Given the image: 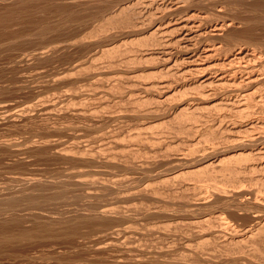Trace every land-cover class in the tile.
<instances>
[{"label": "rangeland", "instance_id": "obj_1", "mask_svg": "<svg viewBox=\"0 0 264 264\" xmlns=\"http://www.w3.org/2000/svg\"><path fill=\"white\" fill-rule=\"evenodd\" d=\"M135 1L140 2L136 4ZM135 1L0 0V45L3 43L0 46V198H4V195L5 197L19 195L20 189L23 191L24 186L18 178L27 177L33 180V182H36L31 184L35 186V188L33 187L34 194L38 196L35 195L36 197L34 196L31 201L39 202L40 199L44 200H41L39 204H37L38 207L28 199H22V203L20 200H18V202H5L0 200V204L2 203L4 206L3 207L2 204L0 206V264H196L197 261V264H264V207H261V205L258 206V204L263 203L264 198V164L260 165L264 163V156H262L264 152H255L258 149L264 151V139L257 140L258 142L254 141V143L257 142L258 144L253 143L247 145V143L251 142L250 138L253 137L250 133L263 135L261 132L259 133L257 131H260V128H262L259 125L262 124L264 126V123H262L264 121H262L263 119L261 120V118H264V110H262V114L260 115L261 112L259 113V111L261 109L258 107L259 105L252 106L251 108L249 106L248 109L239 111L240 113L241 111L246 113V110H248L246 114L242 113L241 117H239V112H237V115H233V113L236 114L233 107L229 108L227 105H224L226 104L225 102L228 101H221L222 104L217 105V100L219 101L221 98L226 99V97L229 98L231 94L232 103H234V101L235 103L239 101L242 98L240 95L244 90V84L241 83L238 87L236 86V88L232 87L233 89H227L229 87H220L218 89L216 88L214 91L209 90L210 87H196L195 84H188L182 87L183 90H181L180 84L183 83V80L186 81L191 79L189 76L187 77L189 79H184V74L183 72L181 73V71H184L182 70V65H175L170 71L168 67L166 68L165 65L162 64L163 62L160 61L161 59L158 53L154 54L156 49L157 51L162 50L163 45V43H161V46H158L160 43L156 42L157 39L154 34L152 35L153 32L149 35V32L154 29L146 33L147 35L145 33L138 34L136 31L138 28L144 30L147 29V27H152L155 23L154 21H159L157 20L159 16L166 15V13H175L176 10L170 11L169 5L173 0H155L156 2L153 0ZM159 1H162L164 6H162V10H160L161 7L155 10L157 8L155 4L160 3ZM178 1L181 4L183 3V7L181 5L182 9L176 11L177 14L175 15L173 13L172 15H167L168 18L165 16V18H167H164L166 20L165 23L170 19L169 17L173 16L171 17L173 19L176 17L178 18V16L179 18L181 16L183 17L185 13L190 10L188 8H194L193 10L197 11L198 9L197 12L205 16L202 21L206 24L201 25L202 21H200L202 30L206 29L209 31V33H206V31L203 30V32H201V38L198 39L201 41L197 40L196 42V39H194V46H191L193 49L190 50L195 49L194 51L199 53L200 50L211 45V43L212 45H218L220 39H216L217 33L214 32L220 30L213 29L212 25L216 22L218 24L222 23L223 27L220 32L223 31L222 35L224 33L225 37L223 35L221 39V41L223 40L221 45L224 51L222 52L221 50V58L227 57V55V58H234L235 53L241 50H251L250 52H254L253 54L255 55L258 52V55L261 54L263 57H258L257 55L256 58L258 57L260 59L251 60L253 62L251 63L256 65L259 61L257 63L259 67L256 65L250 69H259V72L261 73L262 71L264 74V3H262L264 0ZM178 1H176V3L179 4ZM186 1L190 3L187 4ZM196 1L200 2L198 3ZM151 2H154V4H151ZM165 2L167 4H165ZM184 2L187 5L184 4ZM202 2H204V4H202ZM187 9L188 11H186ZM197 21H199V18H197ZM117 25L119 27H117ZM212 30L214 31L213 33ZM206 34H208V36H206ZM226 36L228 40L225 39ZM246 36L248 38H246ZM166 38L170 39V36L166 35ZM173 41L174 40L171 42L173 43ZM232 41H236L235 44ZM154 43H156V45ZM164 44H167V46H163L165 49L169 48L168 50L173 56L181 52L179 46H177L175 42L172 45L170 44L171 46L168 45L169 42ZM204 44L206 47L203 46ZM223 46L224 49L227 47L225 49L226 51L223 49ZM241 47H243V49ZM228 48L230 50L232 49L231 52ZM238 48L241 49L238 50ZM146 50L150 53H145L147 52ZM190 50L188 51L191 52ZM36 51L40 52L38 53L40 57L35 56L37 54ZM216 58H218V55ZM196 59H199L198 61H202L204 64L210 62L209 59L204 60V58L200 59L198 57H196ZM247 60L246 58H244V60L242 58L241 62L240 59H238V62H236L237 66L239 65L240 67L244 63H248ZM261 60L263 63H260ZM166 69L171 73L169 71V73L166 72ZM238 76L240 77V75ZM165 81L167 82L166 85L162 83ZM262 84L258 85L262 87L258 88L257 86L254 88V92H257L256 94L264 91V85ZM237 88H239V92ZM233 90H237V92ZM230 91H232V93ZM212 92L213 95H217L213 96ZM226 92H228L227 96L225 95ZM208 95H212L211 98ZM236 97H238L239 100L235 99ZM163 98L165 99L164 101ZM208 98L211 99V102ZM175 106H179L176 108L178 110L175 109ZM252 111H255V113H253L255 115L253 116ZM257 113L258 115H256ZM227 114L228 116H226ZM249 115L251 116L250 118ZM226 117H229V119ZM252 125L255 126L252 127ZM233 126H235L234 129H232ZM251 127L253 129L257 127L258 130H256L257 128L253 130ZM261 131L264 133V128H262ZM218 135L221 136L219 137ZM230 135L232 136L230 137ZM222 136L223 138L220 139ZM224 136L226 138L230 137V142ZM239 136L241 138L243 137V139L240 140H245L244 143L246 145L242 143V141L241 143L240 141L238 142L237 139L240 138ZM213 138L214 140H212ZM215 139H219V141L216 142ZM225 139L227 140L226 142L229 144L231 143L233 150L231 149V145L228 146V143H221L224 142ZM231 139H234V141H237L239 144L231 142L233 141ZM215 142L217 144L220 142L221 144H215L216 151L214 152L215 149L209 144ZM232 143L236 144V148ZM221 145L224 146L220 148L221 150H223V148L226 149L228 146L225 156L229 154L228 158L230 159H228L227 162V159L225 160V157L222 155L219 158H223L225 160L223 162L225 163L221 161L220 164L218 162V165L216 163L219 158L217 159L215 155L217 151H221L218 149ZM251 145L252 147H250ZM64 146L67 148L64 149ZM204 146L206 149L210 147V150L204 151ZM244 146L247 147L245 148ZM55 147L57 148L55 149ZM29 148L30 150H28ZM235 149L237 151H246L245 153L252 152V154H248L247 156L243 155L241 159L240 157L234 159L235 157L231 158V154H233V156L237 154ZM55 150H57V152H55ZM63 151L66 154H63ZM60 152H62V154ZM203 153L206 155L208 154L207 156H209L210 159L209 157L206 159ZM253 153H255L254 156ZM212 154H214V156ZM198 156L202 157L199 158ZM255 156L257 158L259 157V159L256 160ZM204 157L206 162L203 163L204 165H200L198 160L204 159ZM213 158L214 162L216 161V169L214 167L215 164L211 165L214 163L211 161ZM188 160L189 162L187 163ZM258 160L261 162H258ZM253 161H256V163L254 164ZM250 162L253 163L252 167L256 165L258 168H251ZM227 163H229L230 166H228ZM221 164L224 165L221 166ZM244 164H246L247 168ZM171 166L178 167L174 169V167ZM205 166L207 168H205ZM218 166H221V168L219 169ZM234 168L237 170L241 168L242 172L239 170V173L241 172L242 175L240 174V176L239 173L235 174L234 170L236 169ZM73 169L74 173L83 171V174L80 172L81 174L76 178L82 179L84 182L89 181L90 183H83V187L87 185V190L90 189L89 187H91L92 190H97L96 193L95 190H93V192L94 194L99 193L97 194L98 196H94V198L90 197L91 199L89 198L88 201L87 198L90 196L88 192H91V190L86 191V188L81 187L82 185L69 184L72 182L70 178H73L71 177ZM251 169L254 170L251 171ZM246 170L248 172H246ZM244 172L246 173L243 174ZM227 176L229 179H227ZM239 176L246 182L242 183ZM245 176L248 177L246 178ZM249 176L252 178L249 179ZM37 179L42 181V183ZM246 179H249V181ZM43 180H54L52 182L56 185H54L55 187L53 185L50 186V184L46 186ZM55 180H57V182ZM60 180L61 183L63 182L64 184H60ZM233 180L234 183L238 180L241 181L235 183L237 187H234H236L237 190L233 187ZM37 181L39 183H37ZM88 183L90 186H88ZM57 184L60 186L58 187ZM38 185L42 187L37 188L39 187ZM61 185L67 186V189L66 187L62 188L63 186ZM48 186L49 188H47ZM60 189L64 190L60 192ZM65 189L67 191H65ZM218 190H224V193H219ZM83 191L87 193L85 194ZM56 192H59V194ZM201 192L204 196H199ZM241 192L244 193L242 194ZM51 193H53V195ZM54 193L56 194L54 195ZM225 193L226 195L228 193L230 194V197L229 195L227 196L232 202H228V197L224 196ZM20 194L22 193L20 192ZM82 194H84V196ZM39 195L41 197H39ZM57 195H59V197ZM45 196H48L50 199L46 197L45 201ZM197 196L198 198L201 197L207 200L203 201L200 198L202 202H199L203 204V207L202 205L200 207L194 205L195 202L199 200ZM218 196L220 197L218 198ZM222 196L227 199L228 204H226V199L222 198ZM38 197L40 198L39 200L37 199ZM55 197L56 199H51ZM194 198L195 202L193 200ZM249 199L252 203L248 201ZM26 200L27 202L29 201V203H27ZM240 200H243L245 203L241 201L236 205ZM42 201L44 204L41 205L40 203H42ZM190 201H193V206H191L192 204ZM11 203H18L19 205L16 204L17 206L14 207ZM246 203H248L249 208L246 207ZM249 203H251V206ZM243 204L246 205L243 206ZM11 207L16 209L11 210ZM100 208L104 209V211ZM7 209L9 211H6ZM48 209H50V211ZM109 210L111 213H109ZM3 212L6 213L4 214ZM98 212L100 214L107 212V214H102L99 218ZM94 218H96V220ZM257 218H260L261 222ZM66 224L68 226H66ZM50 225L51 227H49ZM216 225L217 227H215ZM76 228H79L78 232ZM219 230H221L222 235ZM222 231L227 233L223 234ZM124 233H126V235ZM230 233L233 235L235 234V236L232 235L231 237ZM249 233L252 234V236ZM233 237H235V239ZM122 251H124V254H122ZM138 251L139 253L142 251H147L148 253H142L145 254V256L141 253L138 255ZM129 257H135L138 263H134L133 259Z\"/></svg>", "mask_w": 264, "mask_h": 264}, {"label": "bare ground", "instance_id": "obj_2", "mask_svg": "<svg viewBox=\"0 0 264 264\" xmlns=\"http://www.w3.org/2000/svg\"><path fill=\"white\" fill-rule=\"evenodd\" d=\"M81 1V0H80ZM83 1V0H82ZM106 1V0H105ZM130 1V0H129ZM135 1V0H134ZM142 1H144V0H142ZM151 1V0H150ZM149 1V2H150ZM154 2H156L155 0H153ZM167 1V0H166ZM168 1H171V0H168ZM174 1V0H173ZM173 1H171L170 3L171 4H169L170 5V11L172 12V10L174 11V10H176V11H179V10H181L182 8H181V5L183 4H181L178 0H175L174 2ZM176 1H178L179 2V4L178 3H176ZM181 1V0H180ZM188 1V0H187ZM186 1V3L188 4V3H190V2H187ZM191 1V0H190ZM193 1V0H192ZM200 1H203V0H200ZM199 1V2H200ZM209 1V0H208ZM214 1V0H213ZM140 1H135V3L137 4V3H139ZM154 2H151V4L153 3L154 4ZM160 2V1H159ZM196 2H198V1H196ZM198 2V3H199ZM235 2V1H234ZM56 3V2H55ZM57 3H59V2H57ZM128 3V2H127ZM142 3V2H141ZM140 3V4H141ZM146 3H147V1H146ZM185 2H184V4H186ZM237 3V2H236ZM262 3H264V2H262ZM13 4V3H12ZM51 4V3H50ZM144 4V3H143ZM150 4V5H151ZM165 4H167L166 2H165ZM186 4V5H187ZM195 4V3H194ZM202 4H204V2H202ZM106 5V4H105ZM129 5V4H128ZM147 5V4H146ZM156 6H157V8L155 9V10H158L159 9V7H161L160 8V10H162V6H164V3L161 1L160 3H156L155 4ZM94 6V5H93ZM111 6V5H110ZM116 6V5H115ZM166 6V5H165ZM189 6V5H188ZM231 6V5H230ZM261 6V5H260ZM87 7V6H86ZM90 7V6H89ZM128 7V6H127ZM136 7H137V5H136ZM166 7H168V6H166ZM182 7H183V5H182ZM195 7V6H194ZM202 7V6H201ZM224 7V6H223ZM259 7V6H258ZM15 8V7H14ZM93 8V7H92ZM98 8V7H97ZM101 8V7H100ZM164 8V7H163ZM197 8V7H196ZM4 9V8H3ZM38 9V8H37ZM42 9V8H41ZM57 9V8H56ZM123 9V8H122ZM186 9V8H185ZM188 9H190L189 11H188ZM186 11H188V12H186L185 13V15L182 17H180L179 18V16H178V18L176 17V18H171V17H173V16H171V17H169L170 19H168L167 20V22L165 23V19H167L168 18V16L167 15H172V13L175 15V14H177L176 13V11H175V13L174 12H172L171 14H167L166 13V15H163V16H159V18L157 19V20H159V21H154L155 23H154V25L152 26V27H147V29H144V30H142V29H140V28H138V30H136L137 31V33L139 34H141V33H148L151 29H154V30H152V31H150L149 32V35L152 33V35L154 34V36H155V38L157 39L156 40V42H158V43H160V44H158V46L160 45L161 46V43H163V45H166L167 46V44H164V43H168L169 42V44L168 45H170L172 42V40H174L173 41V43L175 42V44L177 45V46H179V49H180V53L178 54V55H175V56H173V54L168 50V49H165L164 48V46L162 45V50H160V51H157V49H156V51H154V54L155 53H158V56H159V58L161 59L160 61L161 62H163L162 64H164L165 65V67L167 68L168 67V69L170 70V69H172V67L173 66H175V65H178L179 64V66H180V64L182 65V70H184V71H181V73L183 72V76L185 77H183L184 79H186L188 76H189V78L191 77V79H193V80H183V83H181L180 84V86H181V90H183L182 89V87H185L186 85H193V84H195V86L197 87H210V89L209 90H212V91H214L216 88L218 89V88H220V87H229V88H227V89H233L232 87H234V88H236V86L238 87V85H240V83L241 84H244V90H243V93L240 95L242 98L239 100L238 99V97H236L235 99H238L239 101H237L236 103H235V101H234V103H232L231 102V97L230 96H232V91H230L229 93L231 94L230 96H229V98H227L226 97V99H224V98H221V97H219V98H221L219 101L217 100L216 102H217V105L219 104H222V102L223 101H228V102H225L226 104H224V105H227L229 108L230 107H233V109H234V111H236V114H234L233 113V115H237V112H239L240 110H244V109H248L249 108V106H250V108L252 107V106H258L261 110L259 111V109H258V111H259V113H260V115L262 114V110H264V91H261V93H259V94H256L257 92H254V88L255 87H257L259 84L261 85L263 82H264V74L262 73V71H261V73L259 72L260 70L259 69H257V70H253V69H250V68H252L253 66L255 67L256 65H257V63L259 62H257L256 63V65L254 64H252L253 62V60H256L259 56H261V54H259L258 55V52H257V54L255 55V54H253V53H251L250 51H248V50H244V51H239V52H237V53H235V55H234V58H231V57H229V58H227L228 57V55H227V57L225 56V57H223V58H221L222 56H221V53L222 52H224L223 50H222V45H221V43L223 42V40L221 41V39H222V37H223V35H224V33H223V35H222V32H220L221 31V28L223 27V24L221 23V24H218L217 22L215 23V24H213L212 25V27H213V29H218V30H220V31H218V32H220V33H218V32H214L213 30H212V33L214 32V33H217V35H216V39H220V41H219V44L218 45H212V43H211V45H208L207 47L205 46V44L203 45V46H205L206 48H203V50H200V51H202V52H200L199 51V53H196V51H194V50H190V49H193L191 46H194L193 45V43L196 41L197 42V40L199 39V38H201V32H203V30H202V28H201V25H203V24H206V23H203V21H202V19L205 17V16H203L204 14H202V13H200V12H197L198 11V9H197V11L196 10H193L194 8H188ZM29 10V9H28ZM93 10V9H92ZM124 10V9H123ZM133 10V9H132ZM154 10V11H155ZM204 10V9H203ZM223 10V9H222ZM256 10V9H255ZM24 11V10H23ZM44 11V10H43ZM106 11V10H105ZM134 11V10H133ZM144 11H145V9H144ZM150 11V10H149ZM195 11H196V13H195ZM218 11V10H217ZM260 11V10H259ZM68 12V11H67ZM132 12V11H131ZM183 12V11H182ZM240 12V11H239ZM257 12V11H256ZM262 12V11H261ZM6 13V12H5ZM10 13V12H9ZM23 13V12H22ZM178 13H180V12H178ZM27 14V13H26ZM57 14V13H56ZM59 14V13H58ZM93 14V13H92ZM155 14V13H154ZM129 15V14H128ZM146 15V14H145ZM183 15V14H182ZM209 15V14H208ZM207 15V16H208ZM236 15V14H235ZM4 16V15H3ZM37 16V15H36ZM109 16V15H108ZM131 16V15H130ZM152 16V15H151ZM154 16V15H153ZM165 16H167V18H165ZM194 16V17H193ZM8 17V16H7ZM104 17V16H103ZM114 17V16H113ZM121 17V16H120ZM125 17V16H124ZM127 17V16H126ZM142 17V16H141ZM140 17V18H141ZM155 17V16H154ZM209 17V16H208ZM261 17V16H260ZM263 17V16H262ZM12 18V17H11ZM119 18V17H118ZM129 18V17H128ZM153 18V17H152ZM151 18V19H152ZM165 18V19H164ZM197 18H199V21H197ZM215 18V17H214ZM10 19V18H9ZM205 19H207V18H205ZM205 19H204V21H205ZM250 19V18H249ZM17 20V19H16ZM110 20H111V18H110ZM139 20H141V19H139ZM228 20V19H227ZM22 21V20H21ZM34 21V20H33ZM32 21V22H33ZM36 21V20H35ZM40 21V20H39ZM44 21V20H43ZM55 21V20H54ZM123 21V20H122ZM125 21V20H124ZM135 21V20H134ZM143 21V20H142ZM153 21V20H152ZM200 21H202V23H201V25H200ZM209 21V20H208ZM214 21V20H213ZM234 21V20H233ZM46 22V21H45ZM131 22V21H130ZM221 22H223V21H221ZM54 23V22H53ZM57 23V22H56ZM80 23H82V22H80ZM115 23V22H114ZM120 23H122V22H120ZM208 23V22H207ZM229 23V22H228ZM232 23V22H231ZM46 24V23H45ZM127 24V23H126ZM136 24V23H135ZM141 24V23H140ZM153 24V23H152ZM151 24V25H152ZM225 24H226V22H225ZM233 24V23H232ZM252 24V23H251ZM250 24V25H251ZM37 25V24H36ZM61 25V24H60ZM69 25V24H68ZM120 25V24H119ZM128 25V24H127ZM144 25V24H143ZM150 25V24H149ZM228 25V24H227ZM226 25V26H227ZM26 26V25H25ZM135 26V25H134ZM148 26V25H147ZM210 26V25H209ZM229 26V25H228ZM231 26V25H230ZM14 27H16V26H14ZM61 27V26H60ZM117 27H119L118 25H117ZM127 27V26H126ZM139 27V26H138ZM202 27H204V26H202ZM212 27H211V29H212ZM10 28V27H9ZM8 28V29H9ZM17 28V27H16ZM48 28V27H47ZM97 28V27H96ZM100 28V27H99ZM123 28V27H122ZM125 28V27H124ZM129 28V27H128ZM135 28V27H134ZM133 28V29H134ZM142 28H144V27H142ZM210 28V27H209ZM225 28V27H224ZM223 28V29H224ZM227 28V27H226ZM249 28V27H248ZM24 29V28H23ZM58 29V28H57ZM247 29V28H246ZM5 30V29H4ZM55 30V29H54ZM106 30V29H105ZM120 30V29H119ZM131 30V29H130ZM208 30H210V29H208ZM229 30V29H228ZM251 30V29H250ZM44 31V30H43ZM113 31V30H112ZM204 31H206V33L208 32L209 33V31H207L206 29L204 30ZM211 31V30H210ZM226 31V30H225ZM224 31V32H225ZM237 31V30H236ZM244 31H245V29H244ZM252 31V30H251ZM52 32V31H51ZM58 32V31H57ZM106 32V31H105ZM111 32V31H110ZM126 32V31H125ZM132 32V31H131ZM130 32V33H131ZM133 32H134V30H133ZM250 32V31H249ZM7 33V32H6ZM18 33V32H17ZM41 33V32H40ZM56 33V32H55ZM64 33V32H63ZM232 33V32H231ZM236 33V32H235ZM237 33H238V31H237ZM241 33V32H240ZM239 33V34H240ZM244 33H248V32H244ZM16 34V33H15ZM19 34V33H18ZM57 34V33H56ZM103 34V33H102ZM105 34V33H104ZM134 34H135V32H134ZM144 34V35H145ZM225 34H227V33H225ZM233 34V33H232ZM251 34V33H250ZM14 35V34H13ZM130 35V34H129ZM147 35V34H146ZM166 35L168 36H170V39L169 38H166ZM203 35V34H202ZM204 35H205V32H204ZM210 35V34H209ZM234 35V34H233ZM232 35V36H233ZM238 35V34H237ZM99 36V35H98ZM132 36H133V34H132ZM157 36V37H156ZM206 36H208V34H206ZM206 36H204V37H206ZM212 36V35H211ZM231 36V35H230ZM241 36V35H240ZM29 37V36H28ZM31 37H32V35H31ZM53 37V36H52ZM224 37H225V35H224ZM251 37V36H250ZM249 37V38H250ZM260 37V36H259ZM143 38V37H142ZM142 38H141V40H142ZM150 38V37H149ZM154 38V39H155ZM202 38H203V36H202ZM215 38V37H214ZM228 38H230V37H228ZM233 38V37H232ZM231 38V39H232ZM246 38H248L247 36H246ZM5 39V38H4ZM133 39V38H132ZM194 39H196L195 41H193ZM206 39V38H205ZM209 39V38H208ZM224 39V38H223ZM225 39H227V36H226V38ZM237 39V38H236ZM18 40V39H17ZM22 40V39H21ZM139 40V39H138ZM148 40V39H147ZM171 40V41H170ZM214 40V39H213ZM228 40V39H227ZM226 40V41H227ZM230 40V39H229ZM233 40H235V39H233ZM239 40V39H238ZM5 41V40H4ZM14 41V40H13ZM20 41V40H19ZM40 41V40H39ZM193 41V42H192ZM198 41H201V40H198ZM207 41V40H206ZM216 41V40H215ZM239 41H241V40H239ZM129 42V41H128ZM151 42V41H150ZM171 42V43H170ZM218 42V41H217ZM230 42V41H229ZM233 42V41H232ZM236 42V41H235ZM235 42H233L234 44H235ZM252 42V41H251ZM256 42V41H255ZM5 43V42H4ZM15 43V42H14ZM67 43V42H66ZM148 43V42H147ZM153 43V42H152ZM172 43V44H173ZM226 43V42H225ZM238 43V42H237ZM248 43V42H247ZM3 44V43H2ZM1 44V45H2ZM7 44V43H6ZM128 44V43H127ZM137 44V43H136ZM155 45H156V43H154ZM171 44V45H172ZM197 44V43H196ZM200 44V43H199ZM202 44V43H201ZM251 44V43H250ZM256 44V43H255ZM260 44V43H259ZM0 45V46H1ZM43 45V44H42ZM54 45V44H53ZM139 45V44H138ZM170 45V46H171ZM224 45V44H223ZM226 45V44H225ZM239 45V44H238ZM241 45V44H240ZM247 45V44H246ZM258 45V44H257ZM67 46V45H66ZM96 46V45H95ZM131 46V45H130ZM142 46V45H141ZM159 46V47H160ZM229 46V45H228ZM231 46V45H230ZM234 46H237V45H234ZM245 46V45H244ZM252 46H253V44H252ZM139 47H140V45H139ZM145 47V46H144ZM147 47V46H146ZM158 47V48H159ZM43 48V47H42ZM50 48H52V47H50ZM61 48V47H60ZM127 48V47H126ZM129 48V47H128ZM137 48H138V46H137ZM154 48V47H153ZM164 48V49H163ZM178 48V47H177ZM195 48V47H194ZM197 48V47H196ZM198 48H199V46H198ZM197 48V49H198ZM227 48V47H226ZM225 48V49H226ZM231 48V47H230ZM233 48V47H232ZM242 49H243V47H241ZM240 48V49H241ZM251 48V47H250ZM256 48H257V46H256ZM261 48V47H260ZM264 48V47H263ZM45 49V48H44ZM55 49V48H54ZM111 49V48H110ZM140 49V48H139ZM144 49V48H143ZM202 49V48H201ZM223 49H224V46H223ZM224 49V50H225ZM229 49V48H228ZM239 48H238V50H240ZM247 49H248V47H247ZM258 49V48H257ZM256 49V50H257ZM128 50V49H127ZM145 50V49H144ZM188 50H190L191 52H189ZM221 50H222V52H221ZM232 50V49H231ZM231 50L229 49V51L231 52ZM235 50H236V48H235ZM237 50V51H238ZM259 50V49H258ZM44 51H46V50H44ZM54 51V50H53ZM90 51V50H89ZM134 51V50H133ZM147 51V50H146ZM226 51V50H225ZM229 51H228V53H229ZM255 51V50H254ZM260 51H262V50H260ZM260 51H259V53H260ZM1 52V51H0ZM22 52V51H21ZM37 52V51H36ZM48 52V51H47ZM140 52V51H139ZM149 51H147V52H145V53H148ZM178 52V51H177ZM198 52V51H197ZM250 52V53H249ZM256 52V51H255ZM38 53H40V52H37V54ZM58 53V52H57ZM135 53V52H134ZM150 53V52H149ZM232 53H233V51H232ZM264 53V52H263ZM35 55L36 57L38 56V57H40V54H38V55ZM52 54V53H51ZM86 54V53H85ZM134 55V54H133ZM150 55V54H149ZM218 55V58H216V56ZM258 55V57L256 58V56ZM156 56V55H155ZM158 56H156V57H158ZM137 57V56H136ZM142 57V56H141ZM146 57V56H145ZM196 57H198V58H200V59H203L204 58V60L206 59H209V61L210 62H207L206 64H204L202 61H198L199 59H196ZM261 57H263V56H261ZM29 58V57H28ZM81 58V57H80ZM143 58V57H142ZM147 58V57H146ZM242 58H243V60H244V58H246V59H248L247 61H248V63H244L243 65H241L240 67H239V65L237 66V63L236 62H238V59H240V61L242 60ZM19 59V58H18ZM133 59V58H132ZM139 59V58H138ZM153 59H155V58H153ZM156 59H158V58H156ZM181 59V60H180ZM237 59V60H236ZM260 58H258L257 60H259ZM261 59H263V58H261ZM178 60H180V61H178ZM203 60V61H204ZM252 60V61H251ZM132 61V60H131ZM82 62V61H81ZM138 62V61H137ZM144 62V61H143ZM150 62V61H149ZM205 62V61H204ZM242 62V61H241ZM252 62V63H251ZM255 62V61H254ZM262 62V60L260 61V63ZM264 62V61H263ZM262 62V63H263ZM117 64V63H116ZM138 64V63H137ZM151 64V63H150ZM153 64V63H152ZM236 64V65H235ZM245 64H247V65H245ZM264 64V63H263ZM262 64V65H263ZM143 65V64H142ZM259 65V64H258ZM257 65V66H258ZM261 65V66H262ZM138 66V65H137ZM149 66V65H148ZM110 67V66H109ZM117 67V66H116ZM154 67V66H153ZM259 67V66H258ZM112 68V67H111ZM162 68V67H161ZM164 68V67H163ZM178 68H180V67H178ZM113 69V68H112ZM133 69V68H132ZM261 69H262V67H261ZM169 70H167L166 69V72H168ZM263 70V69H262ZM171 71V70H170ZM169 71V72H170ZM173 71V70H172ZM255 71H257V72H255ZM168 72V73H169ZM214 72V73H213ZM159 73V72H158ZM171 73V72H170ZM179 73V72H178ZM180 73V74H181ZM163 74V73H162ZM238 75H240V77L238 76ZM22 77V76H21ZM62 77V76H61ZM64 77H66V76H64ZM180 78H181V76H180ZM182 78V79H183ZM189 78H187V79H189ZM119 80V79H118ZM118 82V81H117ZM163 84L165 83V85H166V81L165 82H162ZM169 83V82H168ZM113 84V83H112ZM162 84V85H163ZM170 84V83H169ZM157 85V84H156ZM159 85H160V83H159ZM161 85V86H162ZM168 85V84H167ZM262 85H264V83L262 84ZM170 86V85H169ZM194 86V87H195ZM26 87V86H25ZM165 87V86H164ZM164 87H162V88H164ZM168 87V86H167ZM166 87V88H167ZM193 87V88H194ZM195 87V88H196ZM260 87H262V86H258V88H260ZM118 88V87H117ZM188 88V87H187ZM257 88V89H258ZM161 89V88H160ZM180 89V88H179ZM197 89V88H196ZM201 89V88H200ZM208 89V88H207ZM225 89V88H224ZM239 88H237V90H238ZM242 89V88H241ZM170 90V89H169ZM168 90V91H169ZM185 90V89H184ZM202 90V89H201ZM237 90H233L234 92L236 91L237 92ZM258 90H261V89H258ZM159 91V90H158ZM162 91V90H161ZM164 91V90H163ZM167 91V90H166ZM191 91V90H190ZM194 91V90H193ZM200 91V90H199ZM242 91V90H241ZM184 92V91H183ZM208 92V91H207ZM225 92V91H224ZM238 92H239V90H238ZM155 93V92H154ZM204 93V92H203ZM210 93H211V91H210ZM241 93V92H240ZM184 94V93H183ZM197 94V93H196ZM201 94V93H200ZM206 94V93H205ZM236 94V93H235ZM161 95V94H160ZM163 95V94H162ZM212 95H213V92H212ZM212 95H208V96H210V98H211V96ZM214 95H217V94H214ZM213 95V96H214ZM226 96L228 95V92H226V94H225ZM174 96V95H173ZM193 96V95H192ZM236 96V95H235ZM234 96V97H235ZM239 96V95H238ZM206 97H207V95H206ZM216 97V96H215ZM215 97H213V98H215ZM218 97V96H217ZM223 97V96H222ZM166 98H168V97H166ZM186 98V97H185ZM197 98V97H196ZM195 98V99H196ZM199 98V97H198ZM212 98V99H213ZM240 98V97H239ZM193 99V98H192ZM209 99V98H208ZM165 99L163 98V101H164ZM179 100V99H178ZM203 100V99H202ZM210 100V102H211V99H209ZM208 100V101H209ZM216 100V99H215ZM234 100V99H233ZM198 101V100H197ZM203 101H205V100H203ZM222 101V102H221ZM160 102V101H159ZM181 102V101H180ZM182 103H183V101H182ZM185 103H187V102H185ZM190 103V102H189ZM180 104V103H179ZM179 104H177V105H179ZM209 104H212V103H209ZM214 104V103H213ZM167 105V104H166ZM184 106V105H183ZM201 106V105H200ZM177 107H179V106H177ZM176 106H175V109L177 108ZM182 107V106H181ZM257 107V108H258ZM170 108H172V107H170ZM183 108V107H182ZM203 108V107H202ZM255 108V107H254ZM49 110V109H48ZM86 110V109H85ZM176 110H178V109H176ZM183 110V109H182ZM207 110H209V109H207ZM217 110H219V109H217ZM227 110V109H226ZM230 110V109H229ZM249 110H251V109H249ZM253 110V109H252ZM50 111V110H49ZM141 111V110H140ZM148 111V110H147ZM154 111V110H153ZM184 111V110H183ZM183 111H181V112H183ZM196 111V110H195ZM221 111V110H220ZM232 111V110H231ZM230 111V112H231ZM247 111L248 110H246V113H247ZM257 111V112H258ZM80 112V111H79ZM143 112V111H142ZM148 112H150V111H148ZM168 112V111H167ZM166 112V113H167ZM177 112V111H176ZM193 112V111H192ZM204 112V111H203ZM217 112V111H216ZM264 112V111H263ZM26 113V112H25ZM44 113V112H43ZM46 113V112H45ZM81 113V112H80ZM84 113V112H83ZM86 113V112H85ZM115 113V112H114ZM165 113V112H164ZM172 113V112H171ZM211 113H213V112H211ZM240 113V112H239ZM238 113V114H239ZM243 112L241 111V113H240V115H239V117H241V114H242ZM245 112L243 113V114H246ZM250 113H251V111H250ZM253 113H255V111H252V116L253 115H255V114H253ZM28 114V113H27ZM60 114V113H59ZM117 114V113H116ZM182 114V113H181ZM230 114V113H229ZM249 114V113H248ZM74 115V114H73ZM231 115V114H230ZM256 115H258V113L256 114ZM263 115H264V113H263ZM262 115V116H263ZM43 116V115H42ZM55 116V115H54ZM153 116V115H152ZM156 116V115H155ZM175 116V115H174ZM174 116H172V117H174ZM226 116H228V114L226 115ZM16 117V116H15ZM27 117V116H26ZM38 117V116H37ZM50 117V116H49ZM238 117V116H237ZM242 117H243V115H242ZM247 117H248V115H247ZM251 116L249 115V118H250ZM89 118V117H88ZM136 118V117H135ZM195 118V117H194ZM212 118V117H211ZM226 118H228L229 119V117H226ZM225 118V119H226ZM236 118V117H235ZM244 118L246 119V117L244 116ZM258 118H259V116H258ZM90 119V118H89ZM101 119V118H100ZM231 119H234V118H231ZM238 119V118H237ZM243 119V118H242ZM253 119V118H252ZM263 119V120H262ZM8 120V119H7ZM93 120V119H92ZM168 120V119H167ZM170 120V119H169ZM179 120V119H178ZM207 120V119H206ZM248 120V119H247ZM261 120L262 121H264V118H261ZM33 121V120H32ZM36 121V120H35ZM40 121V120H39ZM143 121V120H142ZM152 121V120H151ZM182 121V120H181ZM188 121V120H187ZM216 121V120H215ZM236 121V120H235ZM46 122V121H45ZM49 122V121H48ZM47 122V123H48ZM191 122V121H190ZM251 122V121H250ZM258 122H261V121H258ZM19 123V122H18ZM32 123V122H31ZM195 123V122H194ZM216 123V122H215ZM233 123H235V122H233ZM246 123V122H245ZM262 123H264V122H262ZM187 124V123H186ZM42 125V124H41ZM64 125V124H63ZM94 125V124H93ZM96 125V124H95ZM211 125V124H210ZM92 126V125H91ZM208 126V125H207ZM213 126V125H212ZM219 126V125H218ZM221 126V125H220ZM236 126V125H235ZM235 126H233V128L232 129H234V127ZM248 126H250V125H248ZM255 125H252V127H254ZM256 126H257V124H256ZM260 127H262V128H264V126L261 124V125H259ZM211 127V126H210ZM251 127V129H253ZM258 127V126H257ZM257 127H255V129L257 128ZM50 128V127H49ZM48 128V129H49ZM58 128V127H57ZM208 128H209V126H208ZM216 128V127H215ZM227 128V127H226ZM237 128V127H236ZM259 128V127H258ZM258 128L256 129V130H258ZM262 128H260L261 130H262ZM186 129V128H185ZM213 129V128H212ZM224 129V128H223ZM255 129H253V130H255ZM44 130V129H43ZM211 130V129H210ZM215 130V129H214ZM244 130V129H243ZM247 130V129H246ZM252 130V131H253ZM257 131V132H261L263 135H259V134H251L250 133V135L251 136H253L252 138H250V139H248V140H250L251 142H249V143H247V145L248 144H253L254 143V141H257V140H261V139H264V133L262 132V131ZM205 131V130H204ZM223 131V130H222ZM251 131V130H250ZM213 132V131H212ZM215 132V131H214ZM218 132V131H217ZM224 132H226V131H224ZM223 132V133H224ZM233 132V131H232ZM246 132V131H245ZM208 133V132H207ZM228 133V132H227ZM235 133V132H234ZM237 133V132H236ZM225 134V133H224ZM166 135V134H165ZM171 135V134H170ZM204 135V134H203ZM233 135V134H232ZM232 135H230V137L232 136ZM151 136H153V135H151ZM160 136V135H159ZM162 136V135H161ZM188 136V135H187ZM219 136V135H218ZM217 136V137H218ZM221 136V135H220ZM219 136V137H220ZM229 136V135H228ZM237 136H238V134H237ZM241 136V135H240ZM239 136V137H240ZM148 137V136H147ZM194 137V136H193ZM208 137V136H207ZM225 137V136H224ZM229 137V138H230ZM172 138V137H171ZM182 138V137H181ZM223 138V136L220 138V139H222ZM226 138V137H225ZM229 138H226V139H228V141H229ZM234 138V137H233ZM28 139V138H27ZM144 139V138H143ZM153 139V138H152ZM156 139V138H155ZM173 139H174V137H173ZM210 139V138H209ZM225 139V141L224 142H221V143H228V142H226L227 140ZM236 139V138H235ZM240 139H243V137L241 138H239V139H237L238 140V142L240 141V143H241V141L242 140H240ZM245 139V138H244ZM49 140V139H48ZM212 140H214V138L212 139ZM216 140V142L217 141H219V139L217 140V139H215ZM231 140H233V141H231V142H234V143H238L237 141H234V139H231ZM40 141V140H39ZM50 141V140H49ZM52 141V140H51ZM120 141V140H119ZM118 141V142H119ZM161 141V140H160ZM200 141V140H199ZM244 141L245 140H243L242 141V143H244ZM263 141V140H262ZM5 142V141H4ZM8 142V141H7ZM29 142V141H28ZM48 142V141H47ZM146 142V141H145ZM204 142H205V140H204ZM213 142V141H212ZM211 142V143H212ZM213 143V144H209V145H211V147L213 148V149H215L216 147V145L215 144H217V143ZM230 142V141H229ZM258 142V141H257ZM257 142H255V143H257ZM17 143V142H16ZM137 143V142H136ZM191 143V142H190ZM220 142L217 144V145H219V144H221ZM234 143H232V144H234ZM254 143V144H255ZM29 144V143H28ZM35 144V143H34ZM33 144V145H34ZM38 144V143H37ZM56 144V143H55ZM60 144V143H59ZM109 144V143H108ZM118 144V143H117ZM116 144V145H117ZM124 144V143H123ZM127 144V143H126ZM192 144V143H191ZM225 144V145H226ZM229 144V143H228ZM239 144V143H238ZM245 144V143H244ZM243 144V145H244ZM258 144V143H257ZM256 144V145H257ZM260 144V143H259ZM22 145H23V143H22ZM57 145V144H56ZM55 145V146H56ZM62 145V144H61ZM61 145H60V147H61ZM64 145H65V143H64ZM106 145V144H105ZM114 145V144H113ZM115 145V146H116ZM150 145V144H149ZM208 145V146H209ZM231 145V143L228 145V146H230ZM236 144H234V146H235ZM240 145H242V144H240ZM246 145V144H245ZM3 146V145H2ZM9 146V145H8ZM130 146V145H129ZM137 146V145H136ZM207 146V147H208ZM223 145H221L218 149H220L221 147H222ZM228 146H227V148H228ZM232 146V145H231ZM239 146V145H238ZM262 146H263V144H262ZM28 147V146H27ZM31 147H33V146H31ZM59 147V148H60ZM65 147V146H64ZM69 147V146H68ZM88 147H89V145H88ZM96 147V146H95ZM108 147H110V146H108ZM205 147V146H204ZM224 147V146H223ZM245 147V146H244ZM244 147H242V148H244ZM247 147V146H246ZM245 147V148H246ZM250 147H252V145L250 146ZM260 147V146H259ZM12 148V147H11ZM18 148V147H17ZM25 148V147H24ZM57 147H55V149H56ZM67 147H65L64 149H66ZM119 148V147H118ZM131 148V147H130ZM189 148H191V147H189ZM188 148V149H189ZM210 148V147H209ZM206 149V147H205V150H204V148H203V150L204 151H206V150H210V149ZM212 148H211V150H212ZM227 148L226 149H224L223 148V150H221V151H217L216 153V157H217V159L220 157V156H224L225 158V160L228 162V159H230V158H228L229 156V154L227 155V156H225V153H226V150H227ZM235 148H236V146H235ZM260 148H262V147H260ZM2 149V148H1ZM26 149V148H25ZM33 149V148H32ZM63 149V148H62ZM73 149V148H72ZM96 149V148H95ZM133 149V148H132ZM200 149V148H199ZM232 150H233V146H232V148H231ZM230 149V150H231ZM252 149V148H251ZM255 149V148H254ZM258 149V148H257ZM23 150V149H22ZM28 150H30V148L28 149ZM40 150V149H39ZM58 150V149H57ZM57 150H55V152H57ZM60 151H62L61 149H59ZM94 150V149H93ZM113 150V149H112ZM111 150V151H112ZM138 150V149H137ZM185 150V149H184ZM193 150V149H192ZM202 150V151H203ZM236 150V149H235ZM245 150V149H244ZM249 150V149H248ZM247 150V151H248ZM262 149H258V150H254L255 152H264L263 150L261 151ZM16 151V150H15ZM24 151V150H23ZM66 151V150H65ZM216 151V149L214 150V152ZM9 152V151H8ZM26 152H27V150H26ZM64 152V151H63ZM97 152V151H96ZM138 152V151H137ZM186 152H187V150H186ZM192 152V151H191ZM195 152V151H194ZM214 152H212V153H214ZM233 152V151H232ZM246 152V151H245ZM245 152H243V151H237L236 150V153L237 154H234L235 156H233V154H231V158H234V159H237V158H239L240 157V159H241V156H247L248 154H252V152L251 153H245ZM21 153H22V151H21ZM59 153V152H58ZM61 154H62V152H60ZM105 153V152H104ZM169 153V152H168ZM174 153V152H173ZM197 153V152H196ZM206 153V152H205ZM231 153V152H230ZM234 153V152H233ZM60 154V155H61ZM63 154H66L65 152L63 153ZM100 154V153H99ZM102 154V153H101ZM254 154L255 153H253V156H254ZM258 154V153H257ZM256 154V155H257ZM59 155V154H58ZM68 155V154H67ZM95 155V154H94ZM104 155V154H103ZM111 155V154H110ZM109 155V156H110ZM168 155V154H167ZM171 155V154H170ZM206 156V159H207V157H209V156H207L206 154H204L203 153V156ZM213 156H214V154H212ZM66 156V155H65ZM89 156V155H88ZM169 156V155H168ZM252 156V157H253ZM258 156V155H257ZM260 156H261V154H260ZM262 156H264V154L262 155ZM261 156V157H262ZM77 157V156H76ZM115 157V156H114ZM177 157V156H176ZM178 157H179V155H178ZM190 157V156H189ZM199 157V156H198ZM197 157V158H198ZM202 157V156H201ZM201 157H199V158H201ZM237 157V158H236ZM256 157V156H255ZM260 157V158H261ZM108 158V157H107ZM107 158H103V159H107ZM191 158V157H190ZM197 158H196V160H197ZM247 158V157H246ZM102 159V160H103ZM108 159H110V158H108ZM130 159V158H129ZM209 159H210V157H209ZM216 159V160H217ZM223 158L221 159V158H219L218 160H217V163H216V161L214 162V158H213V160H211V161H213L214 163L213 164H211V165H214L215 163L216 164H218V162H219V164L221 163V161L223 162V161H225ZM243 159V158H242ZM245 159V158H244ZM251 159V158H250ZM257 159H259V157L257 158L256 157V160ZM36 160V159H35ZM101 160V161H102ZM114 160V159H113ZM125 160V159H124ZM157 160V159H156ZM40 161V160H39ZM73 161V160H72ZM105 161V160H104ZM106 161H108V160H106ZM128 161V160H127ZM192 161H193V159H192ZM199 161V162H198ZM198 161H196V162H198L200 165L201 164H203V163H205L206 162V160H205V157H204V159L202 158V159H199ZM230 161V160H229ZM246 161V160H245ZM248 161H249V159H248ZM252 161V160H251ZM260 160H258V162H259ZM263 161V160H262ZM172 162V161H171ZM174 162V161H173ZM180 162V161H179ZM189 162V160L187 161V163ZM209 162H210V160H209ZM232 162V161H231ZM243 162V161H242ZM241 162V163H242ZM254 162V161H253ZM261 162V161H260ZM108 163V162H107ZM111 163H113V162H111ZM123 163V162H122ZM121 163V164H122ZM137 163V162H136ZM135 163V164H136ZM194 163V162H193ZM208 163V162H207ZM206 163V164H207ZM223 163H225V162H223ZM237 163V162H236ZM251 163V162H250ZM256 163V161L254 162V164ZM87 164V163H86ZM129 164V163H128ZM138 164V163H137ZM185 164H186V162H185ZM209 164V163H208ZM216 164H215V169L217 168V166H216ZM218 164V165H219ZM228 164V166H230L229 165V163H227ZM232 164V163H231ZM238 164V163H237ZM247 164V163H246ZM246 164H244L245 166H246ZM252 164L253 163H251L250 165H251V168H255L256 167V165H255V167L253 166L252 167ZM260 164V163H259ZM264 163H262V164H260V165H263ZM110 165V164H109ZM177 165V164H176ZM179 165H180V163H179ZM187 165V164H186ZM198 165V164H197ZM204 165V164H203ZM210 165V166H211ZM224 165V164H223ZM222 164H221V166H223ZM233 165V164H232ZM243 165V166H244ZM249 165V164H248ZM88 166V165H87ZM86 166V167H87ZM146 166V165H145ZM145 166H143V167H145ZM168 166V165H167ZM199 166V165H198ZM221 166L219 167L218 166V168L220 169L221 168ZM244 166V167H245ZM264 166V165H263ZM262 166V167H263ZM171 167H174V169H176V167H178V166H171ZM183 167V166H182ZM209 167V166H208ZM213 167V166H212ZM213 167V168H214ZM226 167H227V165H226ZM236 167V166H235ZM261 167V166H260ZM120 168V167H119ZM132 168V167H131ZM202 168V167H201ZM205 168H207L206 166H205ZM204 168V169H205ZM224 168H225V166H224ZM231 168V167H230ZM246 168H247V166H246ZM250 168V167H249ZM256 168H258V167H256ZM264 168V167H263ZM263 168H261V169H263ZM171 169V168H170ZM209 169V168H208ZM223 169V168H222ZM226 169V168H225ZM228 169H229V167H228ZM234 169H236V168H234ZM234 169H231V170H234ZM243 169V168H242ZM189 170V169H188ZM194 170V169H193ZM198 170V169H197ZM201 170V169H200ZM203 170V169H202ZM230 170V171H231ZM241 172H242V170H241V168L239 169ZM239 170H234V173L235 174H237V173H239ZM245 170V169H244ZM243 170V171H244ZM250 170V169H249ZM254 169H251V171H253ZM102 171V170H101ZM129 171V170H128ZM205 171V170H204ZM237 171V172H236ZM261 171V170H260ZM81 171H79V172H75L74 173V169H73V174L71 175V177H73L72 179L70 178V181L72 180V182H68L69 184H76V185H82L83 183H86V182H89V181H86L85 179H83V180H85L86 182H84V181H82V179H79V178H76V177H78L81 173H80ZM165 172V171H164ZM191 172V171H190ZM200 172V171H199ZM211 172V171H210ZM213 172V171H212ZM227 172V171H226ZM225 172V173H226ZM233 172V171H232ZM239 173V175L241 174L242 175V173ZM246 172H248L247 170H246ZM246 172H244L243 174H245ZM90 173V172H89ZM98 173H100V172H98ZM189 173V172H188ZM193 173H195V172H193ZM223 173V172H222ZM56 174H58V173H56ZM71 174V173H70ZM69 174V175H70ZM83 174V173H82ZM175 174V173H174ZM178 174V173H177ZM228 174V173H227ZM233 174V173H232ZM248 174V173H247ZM255 174H257V173H255ZM64 175V174H63ZM90 175V174H89ZM103 175V174H102ZM105 175V174H104ZM202 175V174H201ZM225 175V174H224ZM240 175V176H241ZM62 176V175H61ZM195 176V175H194ZM193 176V177H194ZM198 176V175H197ZM219 176V175H218ZM226 176V175H225ZM228 176H229V174H228ZM227 176V177H228ZM239 176V177H240ZM250 176H251V174H250ZM249 176V179L250 178H252V177H250ZM262 176V175H261ZM16 177V176H15ZM21 177V176H20ZM70 177V176H69ZM68 177V178H69ZM150 177V176H149ZM166 177V176H165ZM200 177V176H199ZM203 177V176H202ZM206 177V176H205ZM204 177V178H205ZM215 177V176H214ZM236 177H238V176H236ZM246 177V176H245ZM248 177V176H247ZM246 177V178H247ZM36 178V177H35ZM57 178V177H56ZM67 178V179H68ZM81 178V177H80ZM151 178V177H150ZM196 178V177H195ZM232 178L234 179V177L232 176ZM257 178V177H256ZM263 178H264V176H263ZM262 178V179H263ZM34 179V178H33ZM66 179V180H67ZM93 179V178H92ZM119 179V178H118ZM209 179V178H208ZM208 179H206V180H208ZM227 179H229V177L227 178ZM231 179V178H230ZM237 179H239V178H237ZM240 179H241V181H242V183L243 182H246V181H244V180H242V177H240ZM243 179H244V176H243ZM249 179H246L247 181H249ZM261 179V178H260ZM10 180V179H9ZM15 180H17V179H15ZM18 180L20 181V182H22L23 183V188H24V190L23 191H21V189H20V191H19V195H13V196H6L5 197V195H4V198H0V200L1 201H5V202H14V201H17L18 202V200H20V202L22 203V199H28V200H32L33 198H34V196L36 195V194H34L35 192H34V190H33V187L35 188V186H33L31 183H36V182H33V180H30V178H27V177H25V178H18ZM38 180V179H37ZM190 180V179H189ZM203 180V179H202ZM216 180V179H215ZM232 180V179H231ZM7 181V180H6ZM36 181V180H35ZM38 181H40V180H38ZM37 181V183H39ZM52 181H54V180H50V181H44L43 180V182L46 184V186L48 185V184H50V186L51 185H56V184H54V182H52ZM56 182H57V180H55ZM58 181H59V179H58ZM63 181V180H62ZM185 181H188V180H185ZM225 181V180H224ZM230 181V180H229ZM236 181V180H235ZM239 181V180H238ZM238 181H236V182H238ZM241 181H239V182H241ZM255 181V180H254ZM259 181V180H258ZM262 181V180H261ZM41 183H42V181H40ZM64 182H65V180H64ZM100 182V181H99ZM199 182H200V180H199ZM209 182V181H208ZM235 182V183H236ZM251 182V181H250ZM249 182V183H250ZM263 182H264V180H263ZM40 183V184H41ZM60 184H64L63 182L61 183V180H60V182H59ZM90 183V182H89ZM89 183H88V186H90L89 185ZM97 183V182H96ZM102 183H105V182H102ZM234 183V180H233V187L234 186H236V184ZM12 184H13V182H12ZM39 184V185H40ZM44 184V185H45ZM67 184V183H66ZM94 184V183H93ZM15 185V184H14ZM17 185V184H16ZM22 185V184H21ZM38 185V186H39ZM43 185V184H42ZM58 185V187L60 186L59 184H57ZM110 185V184H109ZM18 186V185H17ZM61 186H63L62 188H64V187H66V189H67V186H68V184H67V186H64V185H61ZM86 187H87V185H85ZM94 186V185H93ZM92 186V187H93ZM95 186H98V185H95ZM199 186H201V185H199ZM217 186V185H216ZM42 187V186H41ZM40 186L39 187H37V188H41ZM55 187V186H54ZM53 187V188H54ZM73 187V186H72ZM81 187H83V185L81 186ZM86 187H83V188H86ZM102 187V186H101ZM109 187V186H108ZM212 187V186H211ZM231 187V186H230ZM237 187V186H236ZM236 187H234L235 188V190H237L236 189ZM47 188H49V186L47 187ZM50 188H52V187H50ZM57 188V187H56ZM61 188V187H60ZM90 189L89 190H91V192H88V193H90V196L88 197V196H86V197H88L87 198V200L90 198V197H93L94 198V196H98L97 194H99V193H97V194H94V192H93V190H95V189H93L92 190V188L91 187H89ZM112 188H113V186H112ZM146 188V187H145ZM144 188V189H145ZM187 188V187H186ZM213 188V187H212ZM220 188H221V186H220ZM43 189V188H42ZM59 189V188H58ZM57 189V190H58ZM65 189V191H67ZM68 189H70V188H68ZM127 189V188H126ZM125 189V190H126ZM141 189V188H140ZM200 189H202V188H200ZM232 189V188H231ZM10 190V189H9ZM27 190V191H26ZM39 190V189H38ZM52 190V189H51ZM50 190V191H51ZM64 190V189H63ZM63 190H61L60 189V192L61 191H63ZM89 190H87V188H86V191H89ZM150 190V189H149ZM221 190V189H220ZM227 190V189H226ZM264 190V189H263ZM35 191H36V189H35ZM48 191H49V189H48ZM53 191V190H52ZM51 191V192H52ZM64 191V192H65ZM73 191V190H72ZM77 191V190H76ZM80 191V190H79ZM84 191H85V189H84ZM83 191V193H87V192H84ZM96 191L97 190H95V193H96ZM141 191V190H140ZM144 191V190H143ZM188 191V190H187ZM202 191V190H201ZM224 191V190H223ZM223 191H219L218 190V192L220 193V192H223ZM232 191V190H231ZM239 191V190H238ZM238 191H236V192H238ZM248 191V190H247ZM20 192L22 193V194H20ZM37 192H39V191H37ZM36 192V193H37ZM42 192H43V190H42ZM81 192V191H80ZM124 192V191H123ZM204 192V191H203ZM226 192H228V191H226ZM48 193V192H47ZM47 193H45V194H47ZM56 193H58L59 194V192H56ZM56 193H54V195L56 194ZM63 193V192H62ZM79 193V192H78ZM131 193V192H130ZM136 193V192H135ZM146 193V192H145ZM145 193H144V195H145ZM155 193V192H154ZM188 193V192H187ZM195 193V192H194ZM224 193V192H223ZM229 193H230V190H229ZM227 194V195H229V197H230V194ZM242 193V192H241ZM244 193V192H243ZM242 193V194H243ZM11 194V193H10ZM14 194V193H13ZM40 194V193H39ZM41 194H43V193H41ZM52 195H53V193H51ZM61 194V193H60ZM68 194V193H67ZM134 194V193H133ZM201 194V195H200ZM199 194V196H204V194H202V192ZM231 194H232V192H231ZM235 194V193H234ZM64 195H66V194H64ZM83 196H84V194H82ZM126 195V194H125ZM143 195V196H144ZM149 195V194H148ZM198 195V194H197ZM220 195V194H219ZM221 195H222V193H221ZM226 195V193H225V195L224 196H227ZM237 195H239V194H237ZM246 195V194H245ZM1 196V195H0ZM36 196H38V195H36ZM35 196V197H36ZM49 196H50V194H49ZM58 197H59V195H57ZM140 196V195H139ZM151 196V195H150ZM224 196H222V198H225ZM233 196V195H232ZM236 196V195H235ZM241 196V195H240ZM39 197H41L40 195H39ZM37 198L38 200L40 199V198ZM46 197L47 198H49L48 196H45V201H46ZM51 197H54V196H51ZM191 197V196H190ZM220 196H218V198H219ZM228 197V196H227ZM229 197H228V202L229 201H231V200H229ZM244 197V196H243ZM43 198V197H42ZM61 198V197H60ZM59 198V199H60ZM63 198V197H62ZM68 198V197H67ZM85 198V197H84ZM93 198H92V200H93ZM151 198V197H150ZM197 198H198V196H197ZM201 198V197H200ZM198 198L199 200H197L196 202H195V198L193 199L194 200V202H195V204L193 203V201L191 202V206H193V204L197 207H200L201 205H202V207H203V204L202 203H200V202H202L201 201V199L203 200V201H207V200H204L203 198ZM258 198H260V197H258ZM50 199V198H49ZM51 199H56V197L55 198H51ZM58 199V200H59ZM72 199V198H71ZM70 199V200H71ZM86 199V198H85ZM91 199V198H90ZM226 199V198H225ZM224 199V200H225ZM238 199H239V197H238ZM41 200H43V199H40V201ZM224 200H222V201H224ZM234 200V199H233ZM0 201V202H1ZM25 201V200H24ZM39 201V202H40ZM44 201V200H43ZM43 201H42V203H40L41 205L42 204H44L43 203ZM56 201V200H55ZM89 201V200H88ZM164 201V200H163ZM200 201V202H199ZM226 201V204H228V202H227V199L225 200ZM224 201V202H225ZM244 202L243 200H240V201H238L237 203H236V205L239 203V202ZM249 202H251L250 201V199L248 200ZM247 201V202H248ZM26 202H27V200H26ZM32 202V201H31ZM36 202V201H35ZM34 201L32 202L33 204H35L36 206H37V204H39V202H36L35 203ZM48 202V201H47ZM188 202V201H187ZM209 202V201H208ZM232 202V201H231ZM257 202V201H256ZM27 203H29V201L27 202ZM51 203V202H50ZM53 203V202H52ZM62 203V202H61ZM60 203V204H61ZM90 203V202H89ZM108 203V202H107ZM204 203V202H203ZM245 203V202H244ZM252 203V202H251ZM251 203H249L250 204V206H251ZM258 203V202H257ZM2 204V203H1ZM1 204H0V206H1ZM5 204V203H4ZM11 204H13V203H11ZM15 204V203H14ZM12 205V206H17L16 204H18V203H16L15 205ZM31 204V203H30ZM45 204H47V203H45ZM74 204V203H73ZM79 204V203H78ZM115 204V203H114ZM161 204V203H160ZM188 204V203H187ZM242 204V203H241ZM247 204V206L246 207H248L249 205H248V203H246ZM246 204H243V206L244 205H246ZM6 205V204H5ZM19 205V204H18ZM35 205H33V206H35ZM52 205V204H51ZM50 205V206H51ZM89 205V204H88ZM230 205V204H229ZM233 205H234V203H233ZM240 205V204H239ZM256 205V204H255ZM259 205H261V207L263 206L264 207V198H263V203H260V204H258V206ZM2 206H3V204H2ZM7 206L9 207V205L7 204ZM11 206V205H10ZM21 206V205H20ZM19 206V207H20ZM25 206V205H24ZM29 206V205H28ZM32 206V207H33ZM53 206V205H52ZM70 206V205H69ZM228 206V205H227ZM226 206V207H227ZM232 206V205H231ZM254 206V205H253ZM4 207V206H3ZM7 207V208H8ZM38 207V206H37ZM39 207H41V206H39ZM57 207V206H56ZM100 207V206H99ZM184 207V206H183ZM182 207V208H183ZM205 207V206H204ZM233 207V206H232ZM238 207H240V206H238ZM241 207H242V205H241ZM240 207V208H241ZM6 208V207H5ZM4 208V209H5ZM29 208V207H28ZM36 208V207H35ZM133 208V207H132ZM195 208V207H194ZM249 208V207H248ZM14 208L13 207H11V210H13ZM16 209V208H15ZM14 209V210H15ZM34 209V208H33ZM32 209V210H33ZM38 209V208H37ZM46 209V208H45ZM53 209H54V207H53ZM85 209V208H84ZM95 209V208H94ZM101 209V208H100ZM106 209V208H105ZM110 209V208H109ZM135 209V208H134ZM143 209V208H142ZM146 209V208H145ZM197 209V208H196ZM242 209V208H241ZM240 209V210H241ZM9 210H10V208H9ZM8 209L6 210V211H9ZM21 210H22V208H21ZM28 210V209H27ZM49 211H50V209H48ZM78 210V209H77ZM101 210H103L104 211V209H101ZM118 210V209H117ZM138 210V209H137ZM148 210V209H147ZM206 210V209H205ZM243 210H244V208H243ZM1 211H2V209H1ZM4 211V210H3ZM63 211V210H62ZM74 211V210H73ZM86 211V210H85ZM106 211V210H105ZM110 211V210H109ZM128 211V210H127ZM165 211V210H164ZM219 211V210H218ZM261 211V210H260ZM38 212V211H37ZM40 212V211H39ZM77 212V211H76ZM100 212V211H99ZM98 212V217L101 215L102 216V214H104L105 215V213L107 214V212H104V213H99ZM122 212V211H121ZM156 212V211H155ZM245 212V211H244ZM1 213V212H0ZM4 214L6 213V212H3ZM2 213V214H3ZM47 213V212H46ZM84 213V212H83ZM109 213H111V211L109 212ZM109 213H108V215H109ZM142 213V212H141ZM163 213V212H162ZM71 214V213H70ZM184 214V213H183ZM66 215V214H65ZM79 215V214H78ZM108 215H106V216H108ZM157 215V214H156ZM179 215V214H178ZM88 216V215H87ZM150 216V215H149ZM173 216V215H172ZM210 216V215H209ZM32 217V216H31ZM96 217V216H95ZM167 217V216H166ZM165 217V218H166ZM178 217V216H177ZM181 217V216H180ZM179 217V218H180ZM208 217V216H207ZM216 217V216H215ZM219 217V216H218ZM255 217H256V215H255ZM5 218V217H4ZM63 218V217H62ZM79 218H80V216H79ZM93 218V217H92ZM100 218V217H99ZM103 218V217H102ZM106 218V217H105ZM15 219V218H14ZM44 219V218H43ZM57 219H59V218H57ZM68 219V218H67ZM95 220H96V218H94ZM93 219V220H94ZM104 219V218H103ZM123 219H125V218H123ZM146 219V218H145ZM155 219V218H154ZM220 219V218H219ZM258 219V218H257ZM37 220V219H36ZM80 220V219H79ZM90 220V219H89ZM143 220V219H142ZM258 220H260V218L258 219ZM26 221V220H25ZM44 221V220H43ZM49 221V220H48ZM60 221V220H59ZM101 221V220H100ZM99 221V222H100ZM106 221V220H105ZM190 221V220H189ZM188 221V222H189ZM222 221V220H221ZM225 221V220H224ZM32 222V221H31ZM47 222V221H46ZM75 222V221H74ZM80 222V221H79ZM93 222V221H92ZM96 222V221H95ZM159 222V221H158ZM258 222V221H257ZM260 222H261V220H260ZM260 222H258V223H260ZM33 223V222H32ZM67 223V222H66ZM69 223V222H68ZM87 223V222H86ZM85 223V224H86ZM199 223V222H198ZM218 223V222H217ZM220 223V222H219ZM229 223V222H228ZM258 223H256V224H258ZM46 224V223H45ZM44 224V225H45ZM56 224V223H55ZM61 224V223H60ZM84 224V223H83ZM145 224V223H144ZM186 224V223H185ZM200 224V223H199ZM212 224V223H211ZM261 224V223H260ZM259 224V225H260ZM52 225H53V223H52ZM59 225V224H58ZM149 225V224H148ZM198 225V224H197ZM219 225V224H218ZM258 225V226H259ZM262 225V224H261ZM12 226V225H11ZM18 226V225H17ZM39 226V225H38ZM47 226V225H46ZM66 226H68L67 224H66ZM122 226V225H121ZM158 226V225H157ZM227 226V225H226ZM15 227V226H14ZM49 227H51V225L49 226ZM61 227V226H60ZM97 227V226H96ZM189 227V226H188ZM209 227V226H208ZM215 227H217V225L215 226ZM231 227V226H230ZM48 228V227H47ZM56 228V227H55ZM86 228V227H85ZM98 228H100V227H98ZM106 228V227H105ZM194 228H195V226H194ZM223 228V227H222ZM225 228V227H224ZM42 229V228H41ZM63 229V228H62ZM79 229V228H78ZM78 229L76 228V231L78 232ZM203 229V228H202ZM18 230V229H17ZM34 230V229H33ZM114 230H116V229H114ZM120 230H121V227H120ZM212 230V229H211ZM216 230V229H215ZM227 230V229H226ZM231 230V229H230ZM246 230V229H245ZM12 231V230H11ZM28 231V230H27ZM37 231V230H36ZM59 231H61V230H59ZM66 231V230H65ZM87 231V230H86ZM90 231V230H89ZM113 231V230H112ZM124 231V230H123ZM190 231V230H189ZM220 231V234L222 235V233H221V230H219ZM225 231V230H224ZM224 231H222L223 232V234H225V233H227V232H224ZM235 231V230H234ZM250 231V230H249ZM3 232V231H2ZM6 232V231H5ZM24 232V231H23ZM32 232V231H31ZM61 232H63V231H61ZM73 232V231H72ZM76 232V233H77ZM110 232V231H109ZM108 232V233H109ZM124 232H126V231H124ZM182 232V231H181ZM184 232V231H183ZM196 232V231H195ZM231 232V231H230ZM252 232V231H251ZM250 232V233H251ZM4 233V232H3ZM22 233V232H21ZM30 233V232H29ZM38 233V232H37ZM36 233V234H37ZM41 233V232H40ZM48 233V232H47ZM58 233V232H57ZM81 233V232H80ZM84 233V232H83ZM121 233V232H120ZM192 233V232H191ZM234 233H236V232H234ZM241 233V232H240ZM249 233V234H250ZM256 233V232H255ZM19 234V233H18ZM61 234V233H60ZM125 235H126V233H124ZM231 234V233H230ZM248 234V235H249ZM2 235H4V234H2ZM13 235V234H12ZM31 235V234H30ZM50 235H53V234H50ZM111 235H113V234H111ZM135 235V234H134ZM189 235H191V234H189ZM194 235V234H193ZM206 235V234H205ZM232 235L233 234H231V237H232ZM240 235V234H239ZM251 236H252V234H250ZM1 236V235H0ZM5 236V235H4ZM17 236V235H16ZM28 236V235H27ZM54 236V235H53ZM60 236V235H59ZM70 236V235H69ZM117 236V235H116ZM200 236V235H199ZM213 236V235H212ZM225 236V235H224ZM233 236H235V234L233 235ZM237 236V235H236ZM246 236V235H245ZM260 236V235H259ZM8 237V236H7ZM25 237V236H24ZM64 237V236H63ZM62 237V238H63ZM80 237V236H79ZM103 237V236H102ZM230 237V238H231ZM10 238V237H9ZM91 238V237H90ZM113 238V237H112ZM148 238V237H147ZM172 238V237H171ZM213 238V237H212ZM234 239H235V237H233ZM238 238V237H237ZM11 239V238H10ZM31 239V238H30ZM58 239V238H57ZM77 239V238H76ZM86 239V238H85ZM115 239V238H114ZM134 239V238H133ZM211 239V238H210ZM233 239V240H234ZM3 240V239H2ZM5 240V239H4ZM9 240V239H8ZM11 240H13V239H11ZM16 240V239H15ZM78 240V239H77ZM76 240V241H77ZM119 240V239H118ZM243 240V239H242ZM7 241V240H6ZM22 241V240H21ZM115 241H116V239H115ZM114 241V242H115ZM131 241V240H130ZM228 241V240H227ZM15 242V241H14ZM26 242V241H25ZM122 242V241H121ZM128 242V241H127ZM144 242V241H143ZM197 242V241H196ZM205 242V241H204ZM240 242V241H239ZM5 243V242H4ZM3 243V244H4ZM8 243V242H7ZM32 243V242H31ZM113 243V242H112ZM181 243V242H180ZM206 243V242H205ZM204 243V244H205ZM224 243V242H223ZM12 244V243H11ZM10 244V245H11ZM74 244V243H73ZM102 244V243H101ZM121 244H123V243H121ZM203 244V245H204ZM212 244V243H211ZM220 244V243H219ZM232 244V243H231ZM264 244V243H263ZM2 245V244H1ZM9 245V244H8ZM64 245V244H63ZM85 245V244H84ZM118 245H120V244H118ZM195 245V244H194ZM224 245V244H223ZM105 246V245H104ZM114 246H115V244H114ZM202 246V245H201ZM205 246V245H204ZM210 246V245H209ZM37 247V246H36ZM123 247V246H122ZM132 247V246H131ZM131 247H129V248H131ZM151 247V246H150ZM189 247H190V245H189ZM192 247V246H191ZM200 248V247H199ZM210 248H212V247H210ZM223 248V247H222ZM74 249V248H73ZM122 249V248H121ZM121 249H120V252H121ZM124 249V248H123ZM142 249V248H141ZM184 249V248H183ZM195 249V248H194ZM1 250V249H0ZM100 250V249H99ZM115 250V249H114ZM118 250V249H117ZM133 250V249H132ZM137 250V249H136ZM147 250V249H146ZM162 250V249H161ZM200 250V249H199ZM212 250V249H211ZM3 251V250H2ZM72 251V250H71ZM193 251V250H192ZM229 251V250H228ZM73 252V251H72ZM115 252V251H114ZM123 253L122 254H124V251H122ZM133 252V251H132ZM145 252V251H144ZM143 251L142 252H140L141 254L142 253H144ZM147 252V251H146ZM145 252V253H146ZM46 253V252H45ZM134 253V252H133ZM138 253H139V251H138ZM137 253V254H138ZM140 253L138 254V255H140ZM148 253V252H147ZM188 253V252H187ZM200 253V252H199ZM1 254V253H0ZM109 254V253H108ZM136 254V253H135ZM205 254V253H204ZM216 254V253H215ZM119 255V254H118ZM129 255V254H128ZM137 255V256H138ZM142 255H144L145 256V254H142ZM153 255V254H152ZM175 255V254H174ZM86 256V255H85ZM122 256V255H121ZM130 256V255H129ZM190 256V255H189ZM90 257V256H89ZM148 257V256H147ZM120 258V257H119ZM118 258V259H119ZM123 258V257H122ZM129 258H132L133 259V261H134V263L137 261V260H135L136 258L134 257H129ZM144 258V257H143ZM155 258V257H154ZM165 258V257H164ZM195 258V257H194ZM238 258V257H237ZM175 259V258H174ZM196 259V258H195ZM177 260V259H176ZM228 260V259H227ZM60 261V260H59ZM113 261V260H112ZM148 261H150V260H148ZM239 261V260H238ZM69 262V261H68ZM84 262V261H83ZM153 262V261H152ZM195 262V261H194ZM198 262V261H197ZM197 262H196V264H197ZM201 262V261H200ZM235 262V261H234ZM81 263V262H80ZM125 263V262H124ZM136 263H138V262H136ZM92 264V263H91ZM172 264V263H171Z\"/></svg>", "mask_w": 264, "mask_h": 264}]
</instances>
